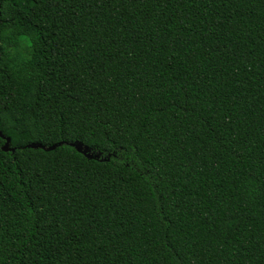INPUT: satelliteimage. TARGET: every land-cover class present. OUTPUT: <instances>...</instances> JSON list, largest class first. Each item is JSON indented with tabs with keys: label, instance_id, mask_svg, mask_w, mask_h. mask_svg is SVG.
I'll list each match as a JSON object with an SVG mask.
<instances>
[{
	"label": "trees",
	"instance_id": "1",
	"mask_svg": "<svg viewBox=\"0 0 264 264\" xmlns=\"http://www.w3.org/2000/svg\"><path fill=\"white\" fill-rule=\"evenodd\" d=\"M0 8V264H264V0Z\"/></svg>",
	"mask_w": 264,
	"mask_h": 264
},
{
	"label": "water",
	"instance_id": "2",
	"mask_svg": "<svg viewBox=\"0 0 264 264\" xmlns=\"http://www.w3.org/2000/svg\"><path fill=\"white\" fill-rule=\"evenodd\" d=\"M1 17H2V15H1V8H0V28H1ZM0 137L2 139L6 140V144H5L4 148H3V151L4 152H12V153H15L16 150L10 147V143H11L10 139L6 138L2 134V132H0ZM58 146H61V144L60 145L53 146V147H50V148H45V147H43L41 145H38V144H32V145H29L27 148H29V149H34L35 148V149H43L45 151H52V150L56 149ZM71 146L75 147V149L78 152H81V153L85 154L86 157L89 158V159L96 158V157H94L92 155L87 154L86 150L84 151L82 145H80V144H71Z\"/></svg>",
	"mask_w": 264,
	"mask_h": 264
}]
</instances>
